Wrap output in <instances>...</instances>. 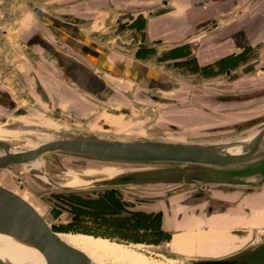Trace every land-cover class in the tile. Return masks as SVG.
Here are the masks:
<instances>
[{"label":"rangeland","instance_id":"1","mask_svg":"<svg viewBox=\"0 0 264 264\" xmlns=\"http://www.w3.org/2000/svg\"><path fill=\"white\" fill-rule=\"evenodd\" d=\"M227 1L229 13L214 15L208 21L210 28L240 26L249 10L255 13L253 4L264 6V0ZM25 5L34 2L0 0V126L21 108L36 120L64 129L122 138L211 142L236 138L264 121L262 10L244 26L263 29L253 45L206 67L192 57L197 50L193 45L180 52L173 47L156 49L152 43L139 45L137 37L122 26L127 15L122 10L125 5L119 4V15L108 18L109 27L101 24L96 39L122 59H145L166 81L161 79L158 86L152 79L145 86L119 78L122 89L108 96L85 93L58 72L53 74L56 64L42 47L34 61L25 56L30 48H22L15 37L19 19L25 17L20 8ZM160 5L162 0H157L148 11ZM232 26L226 28L231 34L241 32ZM187 56L192 59L186 60ZM52 82L76 93V100L65 101L66 96L52 93ZM40 160L1 169L0 186L26 200L52 231L76 238L74 245L95 264H190L222 259L264 241V184L155 182L63 190L54 184L69 186L89 172L156 166L56 152L45 153ZM31 167L38 170L33 173ZM200 245L216 254H192L203 250L197 249ZM0 264L9 263L0 259Z\"/></svg>","mask_w":264,"mask_h":264},{"label":"crops","instance_id":"2","mask_svg":"<svg viewBox=\"0 0 264 264\" xmlns=\"http://www.w3.org/2000/svg\"><path fill=\"white\" fill-rule=\"evenodd\" d=\"M21 1L23 4L34 2V6L25 5L20 8L22 17L23 15L25 17L19 19L20 28L15 35L22 48H30V54L27 53L25 56L29 55L31 61H34L39 53V47L44 48L56 64L53 74L57 75L58 72L85 93L96 95L104 93L110 96L116 91L114 89L121 90L122 81L119 78L133 80L145 86L152 79L160 86L159 81L166 79L145 59L133 57L122 59L111 53L106 44L96 39V35H100L102 31L101 24L105 23L109 27L111 24L107 22L108 18L113 14L115 17L119 15V4L125 5L122 10L127 15L122 19V26L125 25L126 31L137 37L139 45L152 43L156 49L160 46L173 47L176 52L190 50L193 45L197 50L196 55L192 54V57H196L200 64H205L206 67H209V64L226 61L231 55L242 53L248 46H252L261 36L260 32H263V29L251 25L244 29V26L251 22L250 17L256 18L259 10L264 11V6L258 2L251 6L256 7L255 13L253 9L249 10L247 20L245 18L240 26L228 24L222 28L212 29L208 21L213 19L214 15L225 16L229 13L227 0H162L159 8L150 11H148L152 8L150 5L157 0ZM251 3H254V0ZM231 26L241 32L231 34V31L226 29ZM4 35H7L6 31ZM232 42L235 45L234 50ZM187 57L186 60L192 59L190 56ZM175 60L184 61L181 58ZM50 88L52 93L66 96L65 101L76 100V93L64 89L56 82H52ZM199 248L203 250L200 252L193 250L191 253H200L201 256L216 254L207 251L209 248L204 245L198 246L197 249Z\"/></svg>","mask_w":264,"mask_h":264},{"label":"water","instance_id":"3","mask_svg":"<svg viewBox=\"0 0 264 264\" xmlns=\"http://www.w3.org/2000/svg\"><path fill=\"white\" fill-rule=\"evenodd\" d=\"M11 107L14 109L13 104ZM16 117L33 115L18 108ZM40 135L16 145L0 140V170L12 165L38 163L47 152L154 165L132 171L116 172L72 187L54 184L63 190L93 186H120L155 182L192 183L198 186H262L264 184V121L242 135L219 141L185 142L107 136L62 127L27 126ZM32 172L38 169L30 168ZM0 235L22 239L36 248L47 264H95L85 253L65 243L26 200L0 186ZM190 264H264V241L222 259L191 260Z\"/></svg>","mask_w":264,"mask_h":264},{"label":"bare ground","instance_id":"4","mask_svg":"<svg viewBox=\"0 0 264 264\" xmlns=\"http://www.w3.org/2000/svg\"><path fill=\"white\" fill-rule=\"evenodd\" d=\"M27 126H44V127H53L56 125L46 124L44 121L36 120L35 118L28 119H14L13 123H8L5 126H0V140H6L11 143L16 144L17 146L20 144H24L23 140H27L30 137H35L36 141L40 140V135L31 132L30 130H21V127ZM60 127V126H56ZM48 153V152H47ZM18 165V164H17ZM118 172V171H117ZM95 173H99L96 176H93ZM116 173L115 169L103 170L101 172H89L83 175H79L78 179L72 183H69V186L73 187H81L88 184V181L95 180L96 178L106 175H111ZM98 176V177H97ZM65 243L68 245L80 250L77 246L74 245L75 239H67L61 234H57ZM85 253L88 257H90L86 252L80 250ZM0 259L9 263V264H47L46 260L42 256V254L33 246L24 243L22 239H11L9 237L0 235ZM214 260V259H211Z\"/></svg>","mask_w":264,"mask_h":264},{"label":"flooded vegetation","instance_id":"5","mask_svg":"<svg viewBox=\"0 0 264 264\" xmlns=\"http://www.w3.org/2000/svg\"><path fill=\"white\" fill-rule=\"evenodd\" d=\"M260 23L263 25L264 24V19H260ZM228 73L230 74V72H228Z\"/></svg>","mask_w":264,"mask_h":264}]
</instances>
